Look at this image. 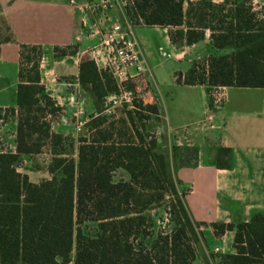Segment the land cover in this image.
Masks as SVG:
<instances>
[{
    "label": "trees",
    "instance_id": "16d2710c",
    "mask_svg": "<svg viewBox=\"0 0 264 264\" xmlns=\"http://www.w3.org/2000/svg\"><path fill=\"white\" fill-rule=\"evenodd\" d=\"M125 9L135 23L169 28L171 42L180 47L210 33V44L220 53L177 71V83L205 85L209 94L217 86L264 88V0L260 10L253 0H132ZM62 49L54 48L57 56L67 54ZM20 55L15 106L8 109L17 121L15 151L0 149V264H193L204 237L201 225L192 218L186 191L171 175L157 137L136 122V116L141 122L156 119L159 105L146 108L135 98L122 119L125 129L119 130L105 113L107 97L119 92L116 81L82 58L79 84L93 97L97 114L79 136L76 155L66 154L55 149L65 141L52 131L62 107L42 83L43 49L23 44ZM48 142L51 178L33 183L19 163ZM230 152L222 147L216 153L219 167L229 166ZM184 158L197 164L198 149ZM120 169L128 180H115ZM166 203L168 222L164 216L156 220L151 210ZM86 223L96 225L93 233L85 231ZM213 228L217 235L235 233L236 252L221 255L219 264H264V213Z\"/></svg>",
    "mask_w": 264,
    "mask_h": 264
},
{
    "label": "crops",
    "instance_id": "0c3cea01",
    "mask_svg": "<svg viewBox=\"0 0 264 264\" xmlns=\"http://www.w3.org/2000/svg\"><path fill=\"white\" fill-rule=\"evenodd\" d=\"M70 1L0 0V140L7 129V123L2 122V115L6 109L15 106L17 84L20 82L21 45L42 47L40 69L43 84L45 76L50 73L55 84L79 85L81 56L89 46L97 42L98 35H91V27L98 23L102 14H85L80 10L78 5L85 0H76V4ZM118 10L121 14H126L125 9L122 12V8L113 7L107 11V15L116 19L120 16ZM136 27L161 30L165 43L177 49V45L170 40L169 28L140 23L134 26L135 35ZM138 40L145 59V55L152 54L149 40L144 34ZM69 46L77 47V51L52 59L48 66L45 64L46 50L55 54V47ZM69 76L72 77L71 81L61 79ZM174 78L176 79L175 75ZM46 84L49 83L45 82V86ZM150 86L155 94L153 98L160 108V113L155 118L163 120L165 135L180 137L185 142L187 140L188 145L198 149L197 164L179 165L174 171L175 177L181 181L186 191L185 200L192 218L201 225L200 229L210 249H219L224 254L235 253L234 231L217 235L213 224L248 222L254 214L264 213V88L226 87L227 99L221 107L216 108L220 111V116L214 115L212 122H208L206 116L212 100L205 85L173 84V87L180 88L179 96L192 103H188L184 110L174 108L172 114H166L165 103L163 104L156 85ZM198 94L202 100L200 105L195 101ZM51 95L57 104L61 103V96ZM171 98L174 103V97ZM69 99L74 100L75 96L71 94ZM93 113L97 114L96 109ZM192 122L197 123L194 128L187 127L182 132L170 133L169 123L174 128H179ZM14 145L13 143L12 147ZM222 147L231 150L228 167L217 165L215 156ZM48 152L45 153L43 147L40 153L25 156L49 155L45 166H40V163L33 166L38 161L33 162V158L26 160L30 169H25L24 173L31 182L40 183L51 178L49 166L53 149ZM197 263L198 260L193 262Z\"/></svg>",
    "mask_w": 264,
    "mask_h": 264
},
{
    "label": "rangeland",
    "instance_id": "374dc122",
    "mask_svg": "<svg viewBox=\"0 0 264 264\" xmlns=\"http://www.w3.org/2000/svg\"><path fill=\"white\" fill-rule=\"evenodd\" d=\"M188 1V0H187ZM189 1H198V0H189ZM216 3H220L223 0H213ZM256 10H260L261 5L263 4V0H253ZM114 7H120L125 9V7H122L120 4L116 5ZM120 16L117 17L123 18V14L120 13L118 10ZM126 12V9L125 11ZM127 14V13H126ZM140 25V23H135V26ZM162 27V26H159ZM136 35L138 39H140V35L144 34L146 35L147 39L150 43V50L151 55H145L146 63L149 68L150 77H148L147 83L144 84L141 92V101L143 102L144 106L148 108L150 104L156 103V100L153 98L155 94L151 90L150 84H155L156 89L160 96H162L163 104L165 103V109L166 114L173 113L174 108L182 109L184 110V107L188 105V103H192V101L187 100L186 98H181L179 96V90L180 88L173 87V84H178L176 82V79L174 78L176 71H182L185 72L188 70L191 66V64L194 61H203L204 58L209 54H215L220 53V51L214 50V48L210 44V37L209 32H207L206 38L202 40L201 42L197 43L196 46H177V49L171 48L169 45H167L164 41V34L161 30L153 29L152 27H136L135 28ZM46 50V49H45ZM62 50L66 52H75L77 51V47L75 46H69L66 48H63ZM46 57L44 59L45 64L48 66L52 59H58L59 56H57V53L49 52L48 50L45 51ZM165 54V55H164ZM169 55V56H168ZM82 58H89L88 54L84 53L81 56ZM52 74H47L45 76V82L49 83L46 84V88L50 94H53L54 97L61 96L59 99L61 103L58 105L62 107V110L60 114L52 120V131L61 133L65 137V141L63 142L62 146H58L55 149L61 150L66 154H75L76 150L79 145L78 138L82 133L87 132V124L92 120V116L94 115L95 110V103L93 97L90 95L89 92L84 90L81 85L78 86H71L68 84H55L56 82L52 80ZM72 77H61V79L66 81H71ZM183 90H186L185 88ZM73 94L75 96L74 100H70L69 96ZM197 94V93H196ZM194 94V95H196ZM179 96L178 98L175 96ZM64 97V98H63ZM174 97V102L172 101V98ZM196 104L200 105L199 103L202 101L201 98L199 99V94L195 98ZM109 106L108 101L106 99L105 101V108ZM133 105L127 104L125 102L120 103L116 107H111L110 110L106 111L105 113L109 115L110 120H115L116 122V128L125 129L124 123L122 119L127 117V112L131 109H133ZM179 111V110H178ZM213 114L215 116H220V111L213 109ZM1 114V111H0ZM3 114V113H2ZM112 115V116H110ZM3 120L2 122L7 123V129L3 133V138L0 140V149L4 150H11V147L16 139V128H17V121L16 117L11 114V112L6 109L4 111V114L2 115ZM137 120V126L139 128H142L143 124H145L146 127L143 126V132L154 135L157 137L160 145V150L166 154L168 159V166L169 171L171 175L174 177L175 180L177 178L175 177V169L179 165H184L190 163V160L185 163V158L187 152L189 149L196 148L195 146H190L184 140H182L181 144L179 141H177V137L175 136H167L165 135V127L163 126V120L161 121L160 118H149L144 119V121H140L138 117L136 116ZM197 125V123L185 125L179 128H174L169 123V130L170 133H178L185 130V128L190 127L194 128ZM128 137H125V139ZM15 146V145H14ZM51 145L46 143L44 146V152L49 153L48 150H52ZM49 156V155H48ZM47 155H38L33 157H23L22 161H20L18 169L20 172H25V169H30L29 165H26V160H29L30 158H33L35 162L37 161V164L32 162V165H39L45 166V162L48 158ZM192 157V155H190ZM120 179H129L128 174L120 169L115 174V180ZM166 200H168V197H166ZM167 206V203L165 205L159 206L155 205L153 209L151 210L152 215L156 220H159L161 216H164L165 220L168 222L169 214L168 211H166L165 207ZM94 223H86L84 225V229L88 233H93L95 228ZM224 253H221L220 251L212 250L210 249L205 241L204 237H201L200 244L197 248V256H196V262L198 260L197 264H219L221 261L220 256ZM226 254V253H225ZM72 258L74 259L75 256V250L72 251L71 254ZM60 264H73V262L69 263H62Z\"/></svg>",
    "mask_w": 264,
    "mask_h": 264
},
{
    "label": "built area",
    "instance_id": "2783aa9c",
    "mask_svg": "<svg viewBox=\"0 0 264 264\" xmlns=\"http://www.w3.org/2000/svg\"><path fill=\"white\" fill-rule=\"evenodd\" d=\"M70 2L76 4V0ZM129 3H132V0H85L78 5L85 14L89 12L102 14L98 23L91 27V35H98V40L84 53L88 54L89 59L96 63L100 71L110 73L118 85L119 92L107 97L109 106L106 107V111L122 102L133 105L135 98L141 100L143 85L148 84L147 80L151 75L143 56L142 46L134 33L135 22L126 14L119 19L107 15V11L114 6L120 4L126 7ZM225 89L226 86L213 87L210 93L212 104L206 116L208 122L214 119L212 110L221 107L226 101ZM182 140L180 137L177 138L180 144ZM11 150L15 151V146L11 147Z\"/></svg>",
    "mask_w": 264,
    "mask_h": 264
}]
</instances>
